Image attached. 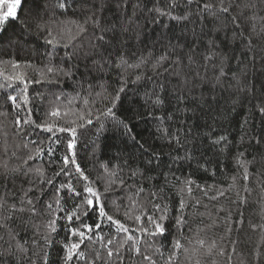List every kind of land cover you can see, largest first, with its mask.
<instances>
[{
  "label": "snow or ice",
  "instance_id": "obj_1",
  "mask_svg": "<svg viewBox=\"0 0 264 264\" xmlns=\"http://www.w3.org/2000/svg\"><path fill=\"white\" fill-rule=\"evenodd\" d=\"M22 2L0 0V45L24 51L34 35L44 51L32 50L39 63L0 59V117H12L8 131L0 127L7 158L0 163V241L7 245L0 257L50 264L58 245L55 264H182L181 256L192 264H264V128L258 135L249 128L256 115L264 125V0H33L20 15ZM149 28L159 33L151 47ZM257 62L254 83L249 72ZM109 72L116 86L103 79ZM68 81L71 99L63 87H34ZM130 84L137 94L144 89L146 112L125 107ZM245 106L237 140L222 121ZM145 116L158 122L157 138L171 151L140 139ZM107 131L120 142L111 157L101 143ZM85 146L94 173L81 163ZM45 158L46 165L30 163ZM197 172L220 176L223 186L198 183ZM254 192L261 222L247 224L259 236L251 247L232 239L231 210L224 236H208L224 201L239 209ZM237 216L243 231V212Z\"/></svg>",
  "mask_w": 264,
  "mask_h": 264
},
{
  "label": "trees",
  "instance_id": "obj_2",
  "mask_svg": "<svg viewBox=\"0 0 264 264\" xmlns=\"http://www.w3.org/2000/svg\"><path fill=\"white\" fill-rule=\"evenodd\" d=\"M29 7H35L33 0H23L22 4H21V8L18 12V14L23 15L27 8ZM41 15H43V13H41ZM107 18L110 20H115V15L112 12L107 13ZM141 23H143V21H141ZM191 27V25L189 26ZM176 32L179 33V27H177ZM12 30L9 29L8 31V36H12ZM159 35L158 32L153 33L151 31V28H149L148 30H146L145 32V42L146 44L151 47L152 43L154 41V39ZM29 42L27 44H21V47L24 48V51H18V49L15 46H9L8 43H4L2 46L4 49H7V51L10 53V57L5 55V56H0V59H4L7 60L9 58L12 59H17L20 61H24L25 59H29L31 58L32 61L34 63H39L41 60V56L35 54L34 52H32L33 49L39 47L40 53L42 54L44 51L43 48V44L42 41L38 40L34 35L27 37L26 38ZM5 40H7V37H5ZM143 47V46H141ZM236 55H239V52L236 53ZM231 66L232 68H236L237 67V62L236 61H232L231 62ZM81 72H84L85 69L83 67H81L80 69ZM261 69L259 66V62H257V65L255 68L250 69L249 72V80L251 82H256L258 79L261 78ZM95 75V74H94ZM77 80L80 79L79 73H77ZM89 81L93 84V85H98L101 82L100 77H97L95 80H92L91 77H88ZM104 80H108L109 84L111 86H116L115 81H116V74L114 72H109L108 74H106L103 77ZM171 86V85H170ZM257 88H259V84L257 83ZM35 88H38L41 92H45L48 93L49 89H52L53 91H56L57 93L60 92V87H63V95L68 97L69 99H71L72 96H74L76 93L73 90L74 89V85L72 81H68L67 82V86H52V85H35ZM85 88L87 87V85L84 86ZM137 86L136 85H129V90L127 92V97L125 98V107H135L136 110L141 111V112H146L147 109L145 107H142L144 101H143V92L144 89H140L139 93L137 94ZM11 91V90H9ZM97 91H99V88L97 87ZM198 91H204L203 88L198 89ZM31 92V89H30ZM208 94V93H206ZM214 94L216 95H221L222 93L220 92V90H217ZM224 95H226V93H223ZM0 95H2V93H0ZM81 95H84L83 92H81ZM65 103L67 101H64ZM98 102V101H97ZM82 106V105H80ZM221 107H224L223 103L221 105ZM249 115L248 113V107L245 106L244 108H241L237 111V113L232 114L228 117V119L222 121L223 127L227 130H229L231 132V135L236 137L237 140H239V136L238 133L240 131L239 127H238V123L240 121H242L244 118H246ZM11 116L8 117L7 120H5L4 117H0V121H3V125H0V127L3 128L4 131H8L9 130V125H10V121H11ZM158 122H154L152 119L148 118L145 116L144 119L139 121L138 127H137V132L141 133L140 139L142 141H146L148 144L152 145V147L158 151V152H163V153H168L169 151H171V149L165 144L164 141L159 140L158 137V133L156 131V125ZM110 127V126H109ZM249 128L251 131H254L257 135L261 132L262 128H264V125L261 124L260 121V117L258 115L255 116V118L252 120L251 124L249 125ZM118 133L114 132V131H107L105 133H103L101 135V143H103L104 145H107L108 147L105 150V155L108 157H111L112 155L115 154V149L111 147V145L116 144L119 145V140L117 139ZM4 136H3V132H0V163L3 162L4 159H7L6 157L3 156L2 153V146L4 144ZM16 141L11 137V135L9 134L8 137V144H9V151L14 150V145H15ZM90 146H85V147H81L79 149V154L81 157V163L82 165L86 166L90 171H93V173L95 172L94 169V161L91 158V152H90ZM131 151L135 152V149H130ZM249 151H251V149H249ZM137 156H139V153H136ZM100 153L97 152V159H99ZM208 157L211 158L212 157V153L209 152L208 153ZM165 161L169 160V157L167 155H165L164 157ZM46 161L47 158H45L44 160H36V161H31L30 163L32 164L33 167L39 166L41 164L46 165ZM104 162H107V160H105ZM8 163L10 165H15L18 164L19 161L15 160V159H11L8 160ZM117 163H122V161H113L112 164L113 166ZM139 160H134L133 164H138ZM46 170L50 173L51 169L46 168ZM177 174L179 175L180 173L177 172ZM196 178L198 183L204 185H213V184H220L221 186H223V180L220 176L218 177H211L208 174H205L203 172H197L196 174ZM17 188H19L21 185L19 183H17ZM24 187H27V185H24ZM2 194V193H0ZM258 196L257 194L254 192L253 195L249 198V202L240 207L239 209L237 208V205L234 203H229L227 201H224L222 206L224 208L223 212H219L218 216H219V220H218V226L217 228L213 229L212 231L208 232V236L212 237L213 239H217L219 240L220 237L224 236V217L225 214L231 210V221L230 223L232 224L233 228L236 229L235 231H233L231 233V237L232 239H238L240 240L242 243L239 246L241 249L245 246L243 244L244 241H248L247 247H251L252 243L257 241L259 239L258 234H254L251 233V230L248 229L247 224L249 221L255 222V223H259L261 222V217H260V204L258 203ZM221 205L217 204L216 207L219 208ZM203 210V209H201ZM243 212V217L242 219L245 221V224L243 226V231H241V225H239L238 223H236V221L238 219H240L241 217L237 216V212ZM121 219H123V217H121ZM17 223H19V221H17ZM131 225V222H127ZM207 223V221H206ZM3 231H0V235H3ZM20 235L25 236V238H30V233H24L21 232ZM64 237V233L60 232L59 233V238L63 239ZM223 243H225V245L228 244L227 239H225L223 241ZM7 245L4 244L3 241H0V251H3L4 248H6ZM59 252V246H56V249L52 252V255L50 257V264H55V260H56V256L57 253ZM246 255V253H245ZM222 259V258H221ZM0 262H2V264H24V262H22L19 259V256H8L5 255L3 257H0ZM181 262L182 264H192L191 261H185L184 257L181 256ZM234 264H238V259L234 260Z\"/></svg>",
  "mask_w": 264,
  "mask_h": 264
}]
</instances>
